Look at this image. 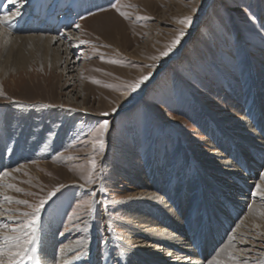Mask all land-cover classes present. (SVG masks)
Masks as SVG:
<instances>
[{"label": "rangeland", "instance_id": "rangeland-1", "mask_svg": "<svg viewBox=\"0 0 264 264\" xmlns=\"http://www.w3.org/2000/svg\"><path fill=\"white\" fill-rule=\"evenodd\" d=\"M112 3H118L128 17L120 16L112 9ZM193 6L190 0H0V27L6 33L3 39L0 36V141H12L8 138L10 131L7 132L12 127L7 120L15 114L32 111L38 117L44 116L45 119H35L39 125H48L52 109L59 114L56 124L64 129L65 139L61 148L45 157L29 156L0 171V177L11 171L0 183V212L5 213L0 216V235L4 224L19 226L25 220L23 213H32L30 206L58 188L42 208L37 226L36 249L41 264L44 259L48 261L46 251L51 248L55 264H70L73 259L76 264H116L117 259L119 264H129L133 256L126 249L130 245L124 239L125 227L133 221V227L151 230L148 224L127 219L120 206L132 199L144 183L151 186L154 172L156 178L166 174L164 184L173 179L176 189L188 194V185H198L193 194H187L189 200L186 197L182 207L180 220L184 226L180 232L186 234L192 248L194 244L197 248L199 241L212 243L223 237L206 262L226 244L253 207L259 212L248 219L240 236L249 244L239 248L242 253L235 250L241 256H254L245 252L257 249L250 244L264 245V197L253 195L256 185H246L249 180L264 185V161L260 168L248 170L244 160H252L254 152L260 151L247 148L246 157H235L234 145L239 139L233 140L234 145L229 144L211 117L224 118L225 127L241 126V131L232 128L237 136L247 137L246 129L257 128V106L264 107V0H200L195 14L191 13ZM101 13L105 14L82 23ZM186 15H193L194 22L181 45L169 57L153 61L151 57L163 51L181 27L176 21ZM50 20L62 23L61 28L46 32ZM32 24L38 30L28 31ZM77 25L83 27L81 40V27ZM26 34L65 36L74 52L69 56V67L65 68L60 51L64 48H59L58 43L50 47L35 40L10 46V35ZM113 60L116 62L109 63ZM152 64L156 65L152 78L136 93L121 96L124 86L147 74L148 65ZM104 120L109 121V128L102 137L101 151L94 129ZM262 134L252 141L255 148L264 140ZM221 154L223 157H219ZM205 156L218 162L229 159L240 172L238 177L245 176L241 177L244 182L234 181L237 186H246L238 197L245 200V208L233 212L234 207L218 197L219 207L231 216L230 222L225 216L220 217L218 210L211 208L213 213L207 215L206 210L201 212L197 207L205 201L200 184L207 181V172L214 175L209 164L201 169ZM90 173L89 184L86 180ZM140 175L145 178L139 184L138 179L143 178ZM227 180L224 177V182ZM209 184L210 188L219 186ZM159 186L158 193L162 191ZM5 196L11 198L10 203L3 199ZM87 200L92 201L91 210L84 203ZM190 200L194 201V208L187 207ZM195 207L200 212L192 213L191 208ZM154 209L157 212V207ZM153 227L152 231L158 228L155 223ZM119 229L126 231L124 236ZM235 235L234 239L238 233ZM131 245L145 249L140 242ZM69 246L78 247L75 252L66 253ZM153 251L157 252L154 247L148 250ZM196 255L200 258V254Z\"/></svg>", "mask_w": 264, "mask_h": 264}, {"label": "bare ground", "instance_id": "bare-ground-1", "mask_svg": "<svg viewBox=\"0 0 264 264\" xmlns=\"http://www.w3.org/2000/svg\"><path fill=\"white\" fill-rule=\"evenodd\" d=\"M78 13L79 14L82 13L81 10ZM102 14H105V13L90 16L86 18L85 20H83L82 23H86L88 20L93 19L97 16H101ZM79 27H81L79 40H81L82 34H83V27L81 25ZM37 28L34 29L31 26V28L28 31L38 30ZM54 30L55 29L49 28L46 32L54 31ZM5 34L6 33H4V30L2 29V27H0V36L2 37L1 39H3ZM46 34L45 35H42V34L27 35L26 34V35H19L15 37L10 35L9 36L10 38H8V40H9L10 46H12V44H15L16 42H19V41H32V42L35 40L43 41L46 46H50V47L53 44L58 43L59 48L61 47L64 48L63 50H60V51L61 53L63 51V54H64L63 62L64 64H67V66H65V68L67 69L71 62L69 60V56H72L74 53L73 51L70 50L72 48L68 46V40H66L65 36L56 37L54 35H46ZM4 46L5 45H3L2 47ZM58 51L59 50L57 48V52ZM82 73L84 74V72ZM257 107H258L259 115H260L259 120H256L257 122H255V124L257 125V128H256L257 130L250 126L249 129H246L247 137L235 135L234 131L236 130H233V129H237V131H241L240 130L241 126L235 124L233 126L228 125L225 127L224 123L226 122V120L224 118H221V117L218 118L219 116H215V115L211 116L214 124L217 126L219 132L222 134V138L225 140H228V143L230 142L229 144L232 143V145H234L235 142L233 140L238 141L239 139V142L235 143L234 145V149H235L234 156L235 157H237L238 155H242L243 157H246V155H248L246 153L247 148H251L255 151L259 150L264 155L263 138H262V142H259V145H256L258 148H255L254 145H252V141H255L256 135L257 134L263 135L262 133H264V107L262 105L261 106L259 105ZM43 111L42 113L45 112ZM50 112H51L50 116H52L51 117L52 119H50V123L48 125L46 124L39 125L40 123L38 122V120L35 121V119L44 118V116L38 117L36 115H39V114L35 112L33 113L32 111H30L27 115H25V112L20 111L19 113L15 114L16 116L13 119L9 118L7 120L9 126L12 128H10V130H7V132L10 131L8 134L9 136L7 134L5 135H7L8 138H12L13 142L11 140L9 141L1 140L0 141V171L1 172L5 168L12 166L14 164H17L18 162L26 161L29 158V156L45 157L48 154L54 152L55 150L61 148V146L65 143L64 134H63L64 129H62L58 124H56L59 118V114H55L57 110L52 109ZM206 112L208 113L207 110ZM32 123H34L35 126ZM259 131H261L262 133L261 132L259 133ZM12 143L14 144L12 145ZM8 148L10 149L8 150ZM5 152L6 154L3 155V153ZM260 152L258 153L254 152L255 157L252 160L244 158V160L248 163L246 164V167L248 168V170H256L258 169V167L260 168V166L262 165V162L264 161L263 156ZM219 157H223V155L221 154ZM214 163L216 164V166H213ZM202 164H203L201 165L202 170L204 169V164H209L210 167L212 166L211 170L213 169L212 172L214 175L212 176L210 175V172H207L206 173L207 181L202 182L200 184L199 189H200L201 194L205 195L204 196L205 203L200 201L202 203H199V204L197 203L198 204L197 207L200 211L203 209L206 210L207 215L209 213H213V210L214 212L218 210L220 217L225 216L224 219L227 222H230L229 220L231 219V216L223 212L225 211L223 207L221 206L219 207L220 201L218 200V197L222 196V199L225 200L224 203H229L232 207H234L233 212H235L238 208L239 209L245 208L246 207V205L244 204L245 200H242L238 197L241 195V193H243L242 189H244L246 186L244 185L243 187L237 186L236 184L237 182H234L235 179L237 181H243L244 179L242 180L241 177H245V176L241 174V176L238 177V174L240 172H238V169L236 168V166L233 165V162L230 161L229 159H224L223 161L218 162L215 160H210L209 157L207 158L205 156L202 158ZM148 167L150 168V166ZM6 172L8 173L7 176L11 175V171H6ZM152 173L154 175V178H153V181L151 182V186L149 184L146 185L144 183L141 189L140 190L137 189L138 192L132 195L131 197L132 199H129L128 201H125V202L123 201V203L120 206L121 209H124V212L127 213L126 214L127 217L125 216L127 219L128 218L130 220L135 219L136 222L139 223V225L144 224V223L148 224L149 230H151L150 232L141 231L139 228H135L132 226L133 221L132 223H130L131 224L129 225L130 227H127V226L125 227L127 231L126 235H125L126 231L124 229L118 230L119 234L121 233L123 236L125 235L124 239L127 240L128 244L130 245L126 247V249L129 251V254L133 256V258L132 257L129 258V264H213L215 260H219L220 264H253L252 262H255V263L259 262L257 264H264L263 263L264 245H262L261 243L260 244H250L251 248L255 247L257 248L256 250H252V249L245 250L246 253H252L253 255L255 254L254 256H249V255L241 256L237 254L238 252L242 253V249H239L241 246H243L244 244L245 245L249 244L248 242H247L248 244H246V241H244L243 239L240 240V236H242L241 228L247 225L246 222L248 221L249 218H255V216H257L259 212V208L257 209L253 207L249 210L247 215L242 219L243 221L241 222V225L236 228L235 233L227 240L226 244L222 246L220 249H218L216 255L211 260L206 262L205 260L210 256L211 253H213V250L216 248L215 247L216 244L218 245L219 241L221 242V239L223 237H219L217 241H212V243H210L211 241H208L209 244L206 243L205 240H203L202 242L199 241L196 244L198 247L196 248L194 244L193 246L194 249H193L191 247L190 242L186 238V234L184 233L182 235L181 234L182 232H180V230L184 226V221L180 220L181 219L180 214L184 212L182 207L186 203V197L190 194H193L194 189L198 185H195V184L188 185L187 186L188 187L187 190L189 191V194H188L187 192L185 193L183 190L176 189V183L172 182L173 179L170 180L168 185L164 184L166 174L161 173L157 175V178H156L155 176L156 174H154V172ZM140 177H143V176L140 175ZM224 177L228 179L225 182H224ZM144 178L145 177L138 179V183L140 184L144 182L143 180ZM4 179H6V176L2 174V176L0 177V183ZM10 182L12 181L10 180ZM210 182L214 183L217 186L219 185V186L217 188H214V187L210 188L211 187L209 184ZM146 183H149V182L146 181ZM255 183L256 182H254L253 180L252 181L249 180V182L246 181V185L252 184V185L257 186L258 183L256 184ZM260 184L261 183H259V185ZM159 185H162V189H161L162 191L158 193V188H160ZM234 187H239V189L238 190L234 189ZM255 189H256L255 193L257 196L264 197V194H262L264 193V185L261 184L259 189H257L256 187ZM6 190H8V188H4V191ZM231 192L233 194H231ZM227 196H230V198H227ZM187 200H189L188 197H187ZM208 200L210 201V204H208ZM235 201H238L237 202L238 204L234 203ZM191 204L194 206L195 205L194 201L193 202H191V200L189 202L187 201V207L192 206ZM193 206L192 208H194ZM154 207H157V212L154 211L155 210ZM192 208H191V210H193L192 213L195 214V213L200 212L198 209H196V207L195 209H192ZM211 208H213L212 211L210 210ZM140 212L142 213V215ZM162 212L164 213L162 214ZM190 214L191 212L185 215L186 217H189ZM167 220H171V222H168ZM188 221L190 220L188 219ZM259 221H261V219ZM0 223H3V220L1 219V217H0ZM154 223L157 224V227H158L156 228L157 229L156 231H152V229H154L153 227ZM237 233H238L236 237L237 239L236 238L234 239V237L236 236L235 234ZM205 236L208 238L207 234H205ZM210 239L212 238H209V240ZM260 240H263V239H260ZM136 242L137 243L140 242L144 244L145 249L132 247L131 244L136 243ZM206 246H208V249L204 248ZM49 247L51 248V246ZM76 247L69 246L65 252L73 253L75 252ZM146 247L149 249L150 247H154V249H156L157 252L156 251L148 252L149 249H147ZM235 248H238L237 250L238 252H236ZM200 249H202L201 252H200ZM221 249H224V251L221 252ZM194 250L196 251V253ZM42 251L44 250L42 249ZM177 251H181V253H176ZM52 252H53L52 248L51 250L48 249L46 251V256L49 257L50 261L49 259H48L49 262L44 259L42 263L55 264L56 258L53 256ZM196 254L198 255L200 254L201 259ZM70 264H76V259H73Z\"/></svg>", "mask_w": 264, "mask_h": 264}, {"label": "snow or ice", "instance_id": "snow-or-ice-1", "mask_svg": "<svg viewBox=\"0 0 264 264\" xmlns=\"http://www.w3.org/2000/svg\"><path fill=\"white\" fill-rule=\"evenodd\" d=\"M13 3H20L21 0H12ZM193 3V7L191 8V13L195 14L198 11V7L200 0H190ZM112 9H114L120 16L127 18L128 14L121 10V7L118 3L111 4ZM101 11H105V9L101 8ZM91 14V13H90ZM84 16H81V19H84ZM7 18H5L6 20ZM193 15H186L183 18L176 21L181 27L176 31V34L171 39V41L165 46L164 50L161 51L158 55L151 57L153 61H160L166 57H169L170 54L181 45L182 40L186 35V30L189 29L193 25ZM2 23V22H0ZM79 27V25H77ZM116 61H109V63H115ZM156 67L155 64L148 65L149 71L147 74L140 75L134 81L127 83L124 86V89L121 91V96L128 97L132 93H136L141 86L145 84V82L149 81L152 78V69ZM93 83H98V81H93ZM116 109H113L115 112ZM102 115L107 116L108 113H102ZM109 128V121L104 120L103 122H98V127L94 129V134L99 139L100 150H103V139L102 137L107 132ZM95 161H92V168L95 169ZM19 171V169H16ZM4 176H7L8 173L4 172ZM264 179V177H262ZM86 183H92L91 173L89 174V178L86 180ZM9 187H11L9 185ZM257 189L260 188V185L256 186ZM19 191V189H16ZM59 189H55L52 192L48 193V196L45 199H42L38 204L32 205L30 207L33 208L32 213H23L25 220L17 227H10L8 224L3 225L4 232L0 235V264H26V262H30V264H41L40 258L37 256L36 242H37V226L40 222V213L45 203L52 199ZM100 191H104L103 188ZM95 195V193H92ZM253 195H256L254 192ZM158 198V197H157ZM5 201L11 202V198L5 196L3 198ZM18 203H23V201H18ZM89 206V210H91V200H87L84 202ZM81 205H77L79 208ZM5 215V213L0 212V216ZM76 215L75 212L72 214ZM224 249H221L223 252ZM123 253L120 254L122 256ZM219 255V253H218ZM231 258V257H230ZM116 264H119V259L116 260ZM213 264H220L219 260H215Z\"/></svg>", "mask_w": 264, "mask_h": 264}]
</instances>
